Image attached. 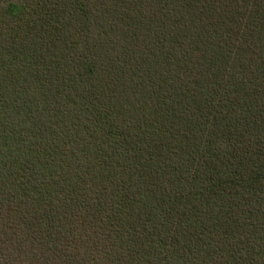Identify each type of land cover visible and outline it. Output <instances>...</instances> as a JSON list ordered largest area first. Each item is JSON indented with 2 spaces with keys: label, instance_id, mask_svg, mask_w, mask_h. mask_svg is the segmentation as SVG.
<instances>
[{
  "label": "trees",
  "instance_id": "1",
  "mask_svg": "<svg viewBox=\"0 0 264 264\" xmlns=\"http://www.w3.org/2000/svg\"><path fill=\"white\" fill-rule=\"evenodd\" d=\"M0 264H264V0H0Z\"/></svg>",
  "mask_w": 264,
  "mask_h": 264
}]
</instances>
